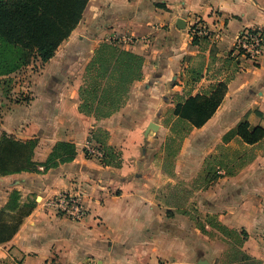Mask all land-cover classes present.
Instances as JSON below:
<instances>
[{"label": "crops", "instance_id": "1", "mask_svg": "<svg viewBox=\"0 0 264 264\" xmlns=\"http://www.w3.org/2000/svg\"><path fill=\"white\" fill-rule=\"evenodd\" d=\"M197 21L219 39L193 45L189 30ZM247 29L264 34V0H88L42 74L27 79L23 92L34 93L29 104H11L0 92V135L37 139L35 167L0 176V210L12 193L18 205H33L12 239L0 244V264H221L227 243L208 218L244 232L243 250L264 264V140L247 146L234 134L242 121L264 129V55L253 61L233 52ZM101 43L140 55L144 64L124 107L96 121L79 114L78 89ZM219 83L226 92L215 114L190 129L171 163L162 159L161 144L146 133L155 116ZM96 131L119 153V166L86 157ZM231 145L255 158L237 175L192 191L182 209L197 216L182 214L173 203L186 200L183 191L191 190L205 159ZM60 193L80 195L83 220L55 215L50 201Z\"/></svg>", "mask_w": 264, "mask_h": 264}, {"label": "trees", "instance_id": "2", "mask_svg": "<svg viewBox=\"0 0 264 264\" xmlns=\"http://www.w3.org/2000/svg\"><path fill=\"white\" fill-rule=\"evenodd\" d=\"M87 3L88 0H0V47L16 51L21 65L30 59L47 63L77 27ZM191 42L193 45L200 43L198 39ZM143 64L144 58L140 55L113 43L99 44L85 66L82 84L78 89L79 114L99 121L118 112L126 104L131 86L141 80ZM11 73L7 71L0 76H9ZM225 92L226 86L219 83L207 95L188 97L176 104L173 116L177 125L185 127L180 145L190 129L201 128L215 114ZM180 133L171 129L172 135L167 139L169 146ZM234 134L247 146H255L264 140V129L251 127L246 121L237 125ZM105 138L104 134L96 131L90 134L89 140L103 152L100 163L119 166V153L105 144ZM27 142L17 141L6 134L3 136L0 141V176L29 171L35 167L31 162L35 145L29 147ZM180 145L174 151H166V158H174ZM254 158L255 154L247 150L228 152L227 148L218 147L215 153L205 159L191 190L184 189L186 200L174 202V207L188 215L182 208L192 191L206 190L221 177L237 175ZM17 200L18 195L12 193L7 207L0 210V244L12 239L33 208L30 203L18 205ZM206 222L227 243L224 257L231 259L228 264H262L243 250L247 238L244 232L227 229L214 219ZM200 229L205 231L203 226Z\"/></svg>", "mask_w": 264, "mask_h": 264}, {"label": "rangeland", "instance_id": "3", "mask_svg": "<svg viewBox=\"0 0 264 264\" xmlns=\"http://www.w3.org/2000/svg\"><path fill=\"white\" fill-rule=\"evenodd\" d=\"M43 66L44 64L37 62L34 59H30L29 62L21 65L20 62L18 61V53L16 51L11 49H3L2 47H0V74L5 73L7 71H12V73L9 76H0V92L2 93L1 97H5V99L8 100L9 103L14 104L16 106L29 104V102L33 99L34 93L23 92V88L25 87L27 79L35 80L37 79V77H39L40 74H42ZM214 73L217 74L216 72H213L211 75H213ZM83 74H84V69L80 76L81 84L83 80ZM168 109L169 108H166V110ZM153 123L161 125V129L159 131L156 129L154 131L153 129H150V132L152 135L151 137L154 138L155 143L161 144L160 150L157 153H159L161 155L160 157L164 159L166 151H174L180 145L179 141L183 135L185 127L183 125H177V120L173 116L172 112H164L161 115L155 116ZM172 128H174V130L179 131L181 133L178 136H176L174 143H170L169 146L168 145L169 142L167 139L169 138V136L172 135L171 134ZM3 134L5 135V133ZM3 134L0 135V141L4 136ZM36 143H37V139H31L29 140V142H27V145L31 147V145H36ZM167 145L169 146L168 148ZM233 150H237L236 145L235 146L231 145L227 147L228 152ZM163 161L164 160H162V164ZM169 162L171 163L172 160L170 159ZM179 183H180L179 189H183L184 185H186L183 182H179ZM178 196L182 197L181 194ZM188 209H189L188 213L196 218L197 213L192 212V210H190L189 207ZM230 261H231L230 258L224 257L221 260V264H228Z\"/></svg>", "mask_w": 264, "mask_h": 264}, {"label": "built area", "instance_id": "4", "mask_svg": "<svg viewBox=\"0 0 264 264\" xmlns=\"http://www.w3.org/2000/svg\"><path fill=\"white\" fill-rule=\"evenodd\" d=\"M189 35L191 41L198 39L199 41L210 38L218 40L220 33L210 34L205 24L201 21L195 22L190 30ZM127 43H135L136 40L125 38ZM233 52L236 56L249 60H256L258 57L264 55V34L255 29L242 30L237 37ZM84 153L87 158L95 159L99 162L103 159L102 150L92 141L88 140ZM50 206L56 216L64 217L68 220L79 222L86 216V209L82 204L79 194L60 193L50 201ZM43 264H59L54 260L46 261Z\"/></svg>", "mask_w": 264, "mask_h": 264}, {"label": "water", "instance_id": "5", "mask_svg": "<svg viewBox=\"0 0 264 264\" xmlns=\"http://www.w3.org/2000/svg\"><path fill=\"white\" fill-rule=\"evenodd\" d=\"M180 20L177 21V25L179 26ZM157 128V126L154 123H151L148 128L146 129V133L150 130L153 129V131Z\"/></svg>", "mask_w": 264, "mask_h": 264}]
</instances>
